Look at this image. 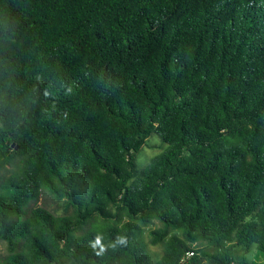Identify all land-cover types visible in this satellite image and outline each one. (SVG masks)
Segmentation results:
<instances>
[{
	"label": "trees",
	"instance_id": "obj_1",
	"mask_svg": "<svg viewBox=\"0 0 264 264\" xmlns=\"http://www.w3.org/2000/svg\"><path fill=\"white\" fill-rule=\"evenodd\" d=\"M8 166L0 264H255L233 251L264 255V0H0ZM45 191L75 216L28 212Z\"/></svg>",
	"mask_w": 264,
	"mask_h": 264
},
{
	"label": "rangeland",
	"instance_id": "obj_2",
	"mask_svg": "<svg viewBox=\"0 0 264 264\" xmlns=\"http://www.w3.org/2000/svg\"><path fill=\"white\" fill-rule=\"evenodd\" d=\"M167 149V144L162 141L160 136L157 133H153L145 142L143 148L136 154V165L140 172L144 171L149 164V162L156 156L161 155ZM16 167L8 166L7 169L0 172V190L4 183L7 181L8 177L15 171ZM36 208H44L52 212L57 216H69L74 217V209L67 205L65 201L56 200L50 193L42 192L37 201H33L28 206L27 210L30 212ZM127 218L124 216L122 221H126ZM103 220L99 217L90 220L87 225L80 231V233L86 232L95 224L102 223ZM161 227V224L155 221L152 225L145 228L146 240L150 241V231ZM207 250H213L212 247L204 244L203 246ZM149 249L152 254L153 262H156L161 259L164 253L163 244L149 245ZM7 243L2 241L0 242V260L7 255ZM234 257L238 261L246 259L249 263L254 262L255 264H264V255L259 252L257 245H253L250 251H245L240 248H235L233 251Z\"/></svg>",
	"mask_w": 264,
	"mask_h": 264
},
{
	"label": "built area",
	"instance_id": "obj_3",
	"mask_svg": "<svg viewBox=\"0 0 264 264\" xmlns=\"http://www.w3.org/2000/svg\"><path fill=\"white\" fill-rule=\"evenodd\" d=\"M196 253L194 251L187 252L181 259L179 264H187L189 260H191Z\"/></svg>",
	"mask_w": 264,
	"mask_h": 264
},
{
	"label": "water",
	"instance_id": "obj_4",
	"mask_svg": "<svg viewBox=\"0 0 264 264\" xmlns=\"http://www.w3.org/2000/svg\"><path fill=\"white\" fill-rule=\"evenodd\" d=\"M16 149H18V148L16 147Z\"/></svg>",
	"mask_w": 264,
	"mask_h": 264
}]
</instances>
